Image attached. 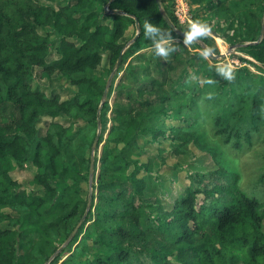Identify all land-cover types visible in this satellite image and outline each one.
Masks as SVG:
<instances>
[{
	"label": "trees",
	"instance_id": "obj_1",
	"mask_svg": "<svg viewBox=\"0 0 264 264\" xmlns=\"http://www.w3.org/2000/svg\"><path fill=\"white\" fill-rule=\"evenodd\" d=\"M160 1L161 6L157 0H104L107 11L90 8L94 0L58 9L40 0H0V91L6 92L0 95V224L8 222L0 226V264H264V150L249 186L241 183L239 168L223 150L240 154L264 142V0H188L195 6V21L224 19L213 29L260 71L256 76L247 65L233 69L202 56L206 49L211 57L218 52L210 33L185 44L182 33L190 25L180 24L167 0ZM129 20L138 21L139 35L121 41ZM146 20L172 34L175 51L161 61L166 77L149 80L135 97L124 84L131 69L114 84L127 59L143 43L152 45L143 32ZM42 26L61 34L60 57L50 62L54 44L40 34ZM196 60L201 61L196 74L205 76L201 84L185 79L167 86L170 71L182 70V76ZM218 66L230 68L232 79L221 76ZM35 67L42 68L43 77L66 78L76 87L74 94L63 98L34 89ZM169 109L183 122L171 126L172 138L180 146L195 140L216 167L189 174L184 194L168 210L143 200L146 181L139 173L152 169L153 157L141 162L133 152L139 135L158 133L156 126ZM42 118L48 119L44 132L38 126ZM201 119H209L220 145L203 139L195 127ZM79 122L83 125L74 130ZM98 131L97 150L105 141L100 156L94 154L92 208L68 241L87 207ZM27 163L37 167L39 193L28 194L10 173ZM56 179L70 181L65 192L59 193ZM59 237L64 248L56 243ZM89 248L94 252L82 261Z\"/></svg>",
	"mask_w": 264,
	"mask_h": 264
},
{
	"label": "rangeland",
	"instance_id": "obj_2",
	"mask_svg": "<svg viewBox=\"0 0 264 264\" xmlns=\"http://www.w3.org/2000/svg\"><path fill=\"white\" fill-rule=\"evenodd\" d=\"M104 0H94V3H91L90 8L102 9L105 7V10L109 11L108 6L103 2ZM42 4L51 5L55 8L66 4H73L76 0H40ZM166 7L170 10H174V0H167ZM103 11V10H102ZM105 22H111V18H104ZM224 20L221 17L217 16H204L201 18V21L206 22L208 26L215 28L218 25V22ZM40 34L44 37H48L54 44V47L50 50L47 60L53 61L60 57L57 47L61 41V34L57 32L52 26H42L38 29ZM139 30L134 21L129 20L128 25L125 29L124 35L120 39L121 41H132L136 38ZM213 36V35H212ZM216 46L218 52H212V56H207L211 64H222L223 66H229L233 69H237L244 65L249 67L252 76L260 74V71L257 70L250 63L243 62L238 54L241 52L236 51L231 47L221 36L215 37ZM191 43L187 45L190 46ZM143 48L131 55L127 61L124 63L123 68L118 72L117 78L115 81L116 85L121 76H124L125 70H130L129 78L124 79V84H126L127 89L134 94L135 97H138V90L143 84L147 83L153 78H164L167 74L166 65L161 63L165 57L156 56L155 50L150 44H142ZM200 60H196L194 66H187L186 72L189 73V76H186V72L179 76L178 72H171L172 76H168L170 80L167 83L169 87L171 82L178 84L182 83L185 79L189 80V84H201L204 81V74L200 71L196 74V68L200 67ZM182 71V70H181ZM180 71V72H181ZM34 76L32 80V85L34 89H41L45 91L48 95L55 93L60 94L63 98H68L74 94L76 87L73 86L66 80V78L61 77L58 73L53 74L50 77H43L41 75L42 68H34ZM138 76V81H134L132 77L133 73ZM179 72V73H180ZM113 93L109 98V103L112 104ZM0 95L5 96V90L0 91ZM181 102H184V99H181ZM111 113H108L110 116ZM48 123L47 118H42L38 122V126L41 132H44ZM183 123L177 112L169 109L168 114L165 115L163 122H158L157 128L158 133L139 135L138 148L134 150L133 156L139 158L141 162H147L150 157L152 159V169L145 170L142 169L139 173L140 177H143L146 181V186L143 193V200L152 205H161L165 209H171L173 206L174 200L184 194L185 187L189 184V174L195 173L197 171L206 172L209 169L215 168L216 164L213 161L211 155L201 149L198 143L195 140H192L188 146H180V142L172 138L173 125H181ZM190 123V121L188 122ZM83 125V122H79L75 125L74 130H77ZM111 125V122L108 123V129ZM199 133L203 134V139L208 142L210 146L220 145V141L217 137L214 136L213 131L209 125V119L199 120L195 124ZM264 134V132H263ZM262 134V135H263ZM108 131L104 135V139L107 138ZM105 141V140H104ZM104 141L100 144L97 150V145L92 152L94 154L98 151L100 156L102 146ZM225 154L230 159H234V164L239 168L241 173V183L245 186H249L258 176V168L260 165L259 154L264 150V142L260 140L256 143L251 149L243 151L240 154L236 152L235 149L223 147ZM99 162L97 173L99 172ZM132 167H130L129 172ZM37 167L31 163H27L24 167H14L11 169V175L13 178L17 179L24 187L28 194L33 192L39 193L42 191V188L38 185L36 181ZM70 183V181H60L56 179L54 184L58 186L59 193L65 192V187ZM12 207L4 206L1 209L11 210ZM12 211V210H11ZM149 211L155 214V207H150ZM8 222H2L0 226H7ZM37 234L34 235L36 239ZM56 243L59 245H64L63 237H59L56 240ZM64 248V247H63ZM62 248V249H63ZM89 253L81 254L82 261L86 260L87 255L94 252V249L89 248Z\"/></svg>",
	"mask_w": 264,
	"mask_h": 264
},
{
	"label": "clouds",
	"instance_id": "obj_3",
	"mask_svg": "<svg viewBox=\"0 0 264 264\" xmlns=\"http://www.w3.org/2000/svg\"><path fill=\"white\" fill-rule=\"evenodd\" d=\"M143 32L144 36L152 41L156 56L167 57L170 53L175 51V46L172 43L174 37L170 32L158 26V24L146 20L143 24ZM209 32L210 28L206 22L200 20L193 21L189 26V30L185 33L184 43L188 44L195 38L205 36ZM201 55L207 57L209 55V50L206 49ZM217 71L224 78L229 80L232 79V71L230 68L218 66ZM208 82L211 83V81Z\"/></svg>",
	"mask_w": 264,
	"mask_h": 264
},
{
	"label": "water",
	"instance_id": "obj_4",
	"mask_svg": "<svg viewBox=\"0 0 264 264\" xmlns=\"http://www.w3.org/2000/svg\"><path fill=\"white\" fill-rule=\"evenodd\" d=\"M158 1V4L159 6H161V1L160 0H157ZM164 17L166 18V20L168 22L171 23V20L169 19L168 15L167 14H164ZM136 25H137V28L139 30V25H138V21L136 20ZM210 28V34L215 36V37H219L218 33L209 26ZM183 36H185V33H182ZM139 35V32L138 34L136 35V38L138 37ZM135 38V39H136ZM131 42V41H130ZM120 61H121V56L119 57V59L117 60L116 62V65H115V68L113 70V72L111 73V75L109 76V80H108V84L110 85L112 80H113V77H114V74L115 72L117 71L119 65H120ZM105 94H107V88L105 90ZM99 134H100V131H98V134L94 140V143H93V148L96 147V145L98 144V140H99ZM94 150V149H93ZM95 156H94V152H92V156H91V163H90V170H89V196H88V202H87V207H86V210H85V213L84 215L79 219L76 227L74 228V230L72 231L70 237L68 238V241H70L73 236L78 232V230L80 229V227L83 225V223L85 222V220L87 219L88 217V214L92 208V197H93V182H94V176H95ZM98 177V173H96V179ZM62 247H64V245H62ZM61 247V248H62ZM60 248V249H61ZM47 264V263H46Z\"/></svg>",
	"mask_w": 264,
	"mask_h": 264
},
{
	"label": "built area",
	"instance_id": "obj_5",
	"mask_svg": "<svg viewBox=\"0 0 264 264\" xmlns=\"http://www.w3.org/2000/svg\"><path fill=\"white\" fill-rule=\"evenodd\" d=\"M194 8L188 0H174V14L182 25L189 26L195 21Z\"/></svg>",
	"mask_w": 264,
	"mask_h": 264
}]
</instances>
